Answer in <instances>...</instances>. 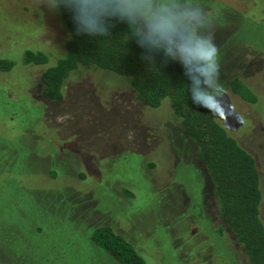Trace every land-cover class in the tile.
Instances as JSON below:
<instances>
[{"label": "rangeland", "instance_id": "rangeland-1", "mask_svg": "<svg viewBox=\"0 0 264 264\" xmlns=\"http://www.w3.org/2000/svg\"><path fill=\"white\" fill-rule=\"evenodd\" d=\"M41 2L0 0V59L14 62L0 70V264H121L92 240L97 226L143 264H248L167 101L140 104L94 66L70 72L61 100L43 97L41 73L64 49L56 11ZM198 2L219 49L225 112H212L256 160L264 223V0ZM27 49L47 64H26ZM235 77L255 102L231 90Z\"/></svg>", "mask_w": 264, "mask_h": 264}, {"label": "trees", "instance_id": "trees-1", "mask_svg": "<svg viewBox=\"0 0 264 264\" xmlns=\"http://www.w3.org/2000/svg\"><path fill=\"white\" fill-rule=\"evenodd\" d=\"M63 32V55L41 73L44 98L62 99L64 81L78 67H97L121 77L140 104L157 108L167 101L193 143L196 156L206 171L216 199L218 217L230 229L248 264H264V223L260 217L262 190L255 158L226 131L212 111L195 105L188 78L178 61L151 53L154 63L130 36L126 23L111 21L109 36L77 34L72 12L55 9ZM49 55L27 49L26 64H47ZM13 61L0 59V70H10ZM231 90L244 100L255 102L252 90L237 77ZM201 204V203H200ZM92 240L121 264H143L136 247L111 226L94 227Z\"/></svg>", "mask_w": 264, "mask_h": 264}, {"label": "clouds", "instance_id": "clouds-1", "mask_svg": "<svg viewBox=\"0 0 264 264\" xmlns=\"http://www.w3.org/2000/svg\"><path fill=\"white\" fill-rule=\"evenodd\" d=\"M50 9L72 12L76 33L109 36L111 21L127 24L130 36L151 53L178 61L188 78L192 102L223 115L224 89L220 84L219 49L211 30L212 19L198 0H42Z\"/></svg>", "mask_w": 264, "mask_h": 264}, {"label": "flooded vegetation", "instance_id": "flooded-vegetation-1", "mask_svg": "<svg viewBox=\"0 0 264 264\" xmlns=\"http://www.w3.org/2000/svg\"><path fill=\"white\" fill-rule=\"evenodd\" d=\"M202 173H203L204 176H206L205 173L203 172V169H202Z\"/></svg>", "mask_w": 264, "mask_h": 264}]
</instances>
